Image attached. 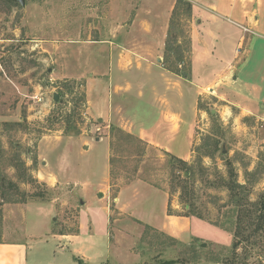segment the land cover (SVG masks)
Returning a JSON list of instances; mask_svg holds the SVG:
<instances>
[{
	"label": "rangeland",
	"instance_id": "obj_1",
	"mask_svg": "<svg viewBox=\"0 0 264 264\" xmlns=\"http://www.w3.org/2000/svg\"><path fill=\"white\" fill-rule=\"evenodd\" d=\"M103 1L108 0H25L24 5L0 0V189L6 193L0 203L6 204L0 207V236L5 222L4 237L25 248L27 264H77L78 256L92 264H117L113 255H141L132 264L169 259L175 261L171 264H220L233 255L248 264H264L263 234L245 230L233 250L239 206L226 186L234 172L247 186L250 200L264 192V19L259 30H245L254 36L251 44L235 53L225 74L199 97L203 113L188 161L193 175L187 179L169 153L133 133L128 136L115 122L100 123L88 114L86 83L76 78L81 54L88 50L79 41L87 37L89 24H98ZM109 1L111 19L129 24L135 14H145L153 25L166 24L169 31L178 0ZM185 1L193 5V0ZM193 16L182 6L175 16L174 33L179 32L183 48L198 24ZM191 56V51L184 53L180 69L189 71ZM113 126L122 131L113 132ZM97 155H109L107 179ZM43 169L50 172L53 185L38 174ZM137 180L167 190L180 205L172 212L200 218L231 237L200 220H194L196 232L230 242L182 245L137 229L132 216L108 214L95 199L98 182L105 183L113 210L118 189ZM59 234L77 237L67 244L69 236ZM106 255H111L110 262Z\"/></svg>",
	"mask_w": 264,
	"mask_h": 264
},
{
	"label": "crops",
	"instance_id": "obj_2",
	"mask_svg": "<svg viewBox=\"0 0 264 264\" xmlns=\"http://www.w3.org/2000/svg\"><path fill=\"white\" fill-rule=\"evenodd\" d=\"M192 2L193 18L198 24L190 32L192 56L188 77L174 73L164 65L163 52L168 36L166 24L160 23V27H156L146 19L145 14L142 17L135 14L129 24L120 22L118 18L111 19L109 0L101 4L98 24H89L87 37L79 41L85 46L81 49L88 51L81 54V71L76 76L77 79L84 78L86 83L89 116L97 118L100 123L115 122L146 144L185 161L192 158L198 118L203 113L199 97L203 96L205 87L215 79L219 81L218 77L225 74L237 47L251 44L254 36L245 30L260 29L264 19V0ZM261 28L264 30L263 26ZM248 36L250 39L247 42ZM102 140L99 139L97 144ZM99 150L97 153L102 154L103 150ZM100 155L96 156L97 163L103 164L104 178L107 179L110 158L103 155L101 159ZM38 174L53 185L47 169L39 170ZM102 185L105 187L102 188ZM95 193V199L104 203L108 214L117 212L132 216L137 229L147 228L164 239L182 245L192 244L195 240L202 243L211 241L221 246L230 242L209 237L204 230L196 232L194 220H200L230 235L223 228L200 218L172 212L179 208V203L170 199L167 190L143 180L123 184L113 198V210L108 207L109 195L105 183L98 182ZM2 199L0 189V203ZM0 207L6 208V204ZM115 230L120 232L116 226ZM2 233L0 264H27L25 248L18 240L8 241L4 237L5 222ZM59 236H69L68 244L77 234ZM110 256L103 257L110 262ZM75 258L77 264H92L88 257ZM113 258L118 261L117 264H132L131 261L141 259V255H113Z\"/></svg>",
	"mask_w": 264,
	"mask_h": 264
},
{
	"label": "trees",
	"instance_id": "obj_3",
	"mask_svg": "<svg viewBox=\"0 0 264 264\" xmlns=\"http://www.w3.org/2000/svg\"><path fill=\"white\" fill-rule=\"evenodd\" d=\"M9 2H12L13 0H7ZM185 8V13L187 16L192 15V3L190 1L185 0H178L174 9H173V15L172 19L170 21L168 36L166 39L165 44V51H164V65L165 67L177 74H180L184 77L189 76L188 69H180L182 59L184 57L185 52H190L191 50V38L188 36L187 41L185 43V47L183 48L182 42L179 41V32H175V16L177 11L180 7ZM181 34H183V31L181 30ZM183 36V35H181ZM172 56L175 57V61H172ZM116 131H122L120 127H113V132ZM132 134L128 133V136H131ZM171 160L176 162L178 164V167H180L182 172L186 174L185 178H190L193 175L192 172V166L188 163V161L182 160L180 158H177L173 155L170 156ZM112 161V160H111ZM14 186H17L15 183H13ZM226 186L229 190L234 191L235 195L238 197L236 199L233 198V201L239 206L237 218H236V231L234 234V241H233V250L236 251L239 246L241 245L243 239L240 237V235H243V232L247 229L252 230L253 236H256L257 234H263L264 235V192L260 193L258 198L256 200H250L248 193L249 190L247 189V186L245 184H241L235 179L234 172L231 173V177L229 181L226 183ZM1 195L3 198V201H6V193L1 188ZM8 200V199H7ZM26 198L21 199L20 201L25 202ZM12 201V200H8ZM19 201V202H20ZM188 210L192 208L191 203H188ZM169 211L171 212V209L169 208ZM262 235V236H263ZM241 255H233V258H224L220 262V264H248L245 261V258ZM175 261L173 259L162 261L161 264H171Z\"/></svg>",
	"mask_w": 264,
	"mask_h": 264
},
{
	"label": "water",
	"instance_id": "obj_4",
	"mask_svg": "<svg viewBox=\"0 0 264 264\" xmlns=\"http://www.w3.org/2000/svg\"><path fill=\"white\" fill-rule=\"evenodd\" d=\"M14 1H17V2H19L20 4H22V5H24L25 4V0H14ZM58 99V95L57 94H55V100H57ZM226 152V150L225 149H223V153H225ZM206 243H202V245H205Z\"/></svg>",
	"mask_w": 264,
	"mask_h": 264
},
{
	"label": "built area",
	"instance_id": "obj_5",
	"mask_svg": "<svg viewBox=\"0 0 264 264\" xmlns=\"http://www.w3.org/2000/svg\"><path fill=\"white\" fill-rule=\"evenodd\" d=\"M243 48H242V46H239L238 48H237V53H240V51L242 50ZM40 100V99H39Z\"/></svg>",
	"mask_w": 264,
	"mask_h": 264
}]
</instances>
